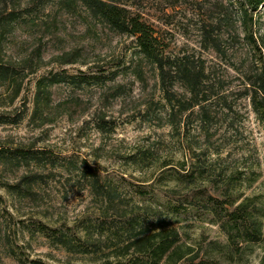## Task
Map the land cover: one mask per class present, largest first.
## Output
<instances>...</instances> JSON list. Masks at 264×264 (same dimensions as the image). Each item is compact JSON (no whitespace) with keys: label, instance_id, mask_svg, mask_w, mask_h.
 <instances>
[{"label":"rangeland","instance_id":"rangeland-1","mask_svg":"<svg viewBox=\"0 0 264 264\" xmlns=\"http://www.w3.org/2000/svg\"><path fill=\"white\" fill-rule=\"evenodd\" d=\"M121 3L155 28L172 57L188 54L205 62L210 99L172 123L158 70L141 58L133 36L67 13L55 0H0V12L37 11L22 12L5 42L6 61L25 77L14 100L10 89L0 88V264H98L93 254L55 245L43 225L81 237L76 243L86 236L107 240L115 229L108 228L110 222L133 212L144 222L157 213L172 220L181 243L199 251V259L259 264L264 119L248 89L249 79L264 68V2L246 26L240 0ZM212 27L221 31L224 54L204 46L205 29ZM71 55L76 62L66 63ZM63 71L101 80L56 84L51 106L35 113L38 79ZM173 90L190 96L178 83ZM15 150H43L59 163L18 166L2 156ZM85 165L124 201L102 199ZM212 198L229 209L249 199L263 224L262 240L242 242L245 253L228 260V236L208 209Z\"/></svg>","mask_w":264,"mask_h":264},{"label":"trees","instance_id":"trees-1","mask_svg":"<svg viewBox=\"0 0 264 264\" xmlns=\"http://www.w3.org/2000/svg\"><path fill=\"white\" fill-rule=\"evenodd\" d=\"M55 2L59 9L67 13L79 14L84 20L91 19L105 24L115 32L128 34L135 38L141 58L158 70L162 91L170 104L169 116L172 123H177L175 118L179 114L197 106H203V103L210 99V93L205 89L208 79L205 62L201 58L196 59L188 54L172 57L168 51V45L157 35L155 28L141 15L134 14L121 3V0H55ZM263 2L264 0H240L239 18L245 26L247 21L253 20V12ZM22 12L30 16L37 11L29 8L21 11L15 8L11 11L0 12V88L5 86L10 89L12 100L20 95L25 76L23 69L6 61L5 42L14 31L18 21L23 18ZM223 20L228 24L229 18ZM203 36L205 48L213 47L216 51L225 53L221 47L220 30L214 27L210 30L205 29ZM71 58L72 55L66 63L76 62ZM138 68H140L138 74L141 75L143 67L137 66ZM116 73H111V76L115 77L113 75ZM95 80H101V77L86 74L72 75L64 71L42 76L38 79L36 86L35 113L43 114L45 108L51 106L54 85L68 82L72 86H82L84 83H91ZM249 80L248 94L251 96L255 111L264 119V68L255 80ZM177 83L190 93L189 97H181L173 90ZM2 156L18 166L29 165L32 162L53 165L59 163L58 159L48 156V152L43 150H15L2 153ZM84 167L90 185L101 195L102 199L111 204L116 200L124 201L117 189L103 184L102 175L97 170L88 165ZM211 200L214 205L208 209L214 216V222H217L228 236V243L223 246L224 249H228L225 252L228 260L245 253L248 246H243L242 242H250L246 243L248 245L262 240L263 224L257 215L256 208L248 202L249 199L233 204L232 209L224 207L223 201L216 198ZM156 212H160L159 209H156ZM127 215L121 214L122 221L119 223L110 222L111 225L108 228L115 229L111 231L113 237L107 240H94L86 236L83 242L76 243V239L82 241V238L51 229L47 225L43 226L51 230L49 234L55 245L73 253L93 254L98 264H221L220 259H199L200 252H195L194 247L181 243L180 231L174 226L172 220L166 219L163 215L157 213L154 219L146 220V222L134 212L131 216ZM87 229L86 233L90 231V227ZM259 264H264V256Z\"/></svg>","mask_w":264,"mask_h":264}]
</instances>
